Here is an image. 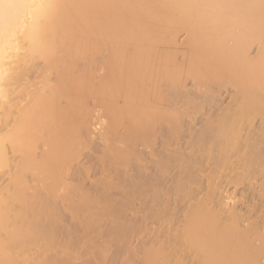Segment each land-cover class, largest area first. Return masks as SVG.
Here are the masks:
<instances>
[{
    "label": "bare ground",
    "instance_id": "obj_1",
    "mask_svg": "<svg viewBox=\"0 0 264 264\" xmlns=\"http://www.w3.org/2000/svg\"><path fill=\"white\" fill-rule=\"evenodd\" d=\"M1 176L0 264H264V0H0Z\"/></svg>",
    "mask_w": 264,
    "mask_h": 264
},
{
    "label": "rangeland",
    "instance_id": "obj_2",
    "mask_svg": "<svg viewBox=\"0 0 264 264\" xmlns=\"http://www.w3.org/2000/svg\"><path fill=\"white\" fill-rule=\"evenodd\" d=\"M184 35H180L179 36V41H182V39H184V37H183ZM35 75H36V73H35ZM34 75V76H35ZM187 88L188 89H190L191 88V84H188L187 85ZM228 94V95H227ZM218 99V104L221 106V107H225V105L226 104H228L229 103V101H230V97H229V93H227V92H224V91H222L221 93H220V97H218L217 98ZM206 112V111H205ZM201 113H203V112H201ZM205 114V113H204ZM204 114H202L203 115V117H204ZM201 115V116H202ZM198 116V117H197ZM196 117H195V122L193 121V126H194V123H195V128H199L200 127V122H201V119L203 118H201V116H199V115H197ZM93 129H99V125L98 124H94V122H93V125L91 126ZM192 128H194V127H192ZM194 128V129H195ZM95 134V133H94ZM98 134L99 133H97V134H95L96 136H98ZM95 135H92L93 137H96ZM100 136V135H99ZM99 136L98 137H96L95 138V140H96V142L95 143H98V138H99ZM182 147L184 148L185 147V143L183 142V144H182ZM84 154H83V156L80 158V162H81V164H82V162L84 163V165L86 164V168H87V166H88V168L90 167V173H89V169L87 170L88 171V173L87 174H89V177L87 176V179L89 178V180H87V179H85V182L86 183H89V181H92V180H97V179H99L100 177V174H99V171L98 170H96V166H95V168L93 167V165H95V162L93 161V159H90V162H89V160H87V158H88V156H89V154L91 153L90 152V150H88V149H86V150H84V152H83ZM87 161V162H86ZM88 164V165H87ZM92 166V167H91ZM93 169H95L94 171H92ZM97 177V178H96ZM4 179H5V176H1L0 177V184L4 181ZM230 192H232V190H230ZM253 195H252V193H250L249 191H242L241 190V187L239 188L238 187V190L236 191V192H234L233 194H231L230 195V198L232 199V201H234L235 202V205H236V207L238 208V209H242L243 211L244 210H246V208H251L252 206H253V202H254V198L252 197ZM229 202H231V201H229ZM128 215V219H131L130 217H131V215L130 214H127ZM148 224H149V222H148ZM150 225V224H149ZM151 226V227H150ZM150 226H148V228L150 229H148V232L146 231L145 232V234H144V232L142 233V234H140V235H138V236H134V237H132L131 238V240L129 241V243H128V245L127 246H130V249H137V248H139V247H141L142 245H144V244H147V242H150V240H152L155 236V233H154V229H156L155 227V225H150ZM155 226V227H154ZM152 228V229H151ZM154 234V235H153ZM154 236V237H153ZM140 245V246H139ZM121 258H123V257H121ZM121 258H119L118 259V262H120V260H121Z\"/></svg>",
    "mask_w": 264,
    "mask_h": 264
}]
</instances>
